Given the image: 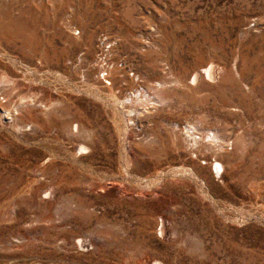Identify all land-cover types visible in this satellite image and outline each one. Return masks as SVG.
Segmentation results:
<instances>
[{"label":"rangeland","instance_id":"374dc122","mask_svg":"<svg viewBox=\"0 0 264 264\" xmlns=\"http://www.w3.org/2000/svg\"><path fill=\"white\" fill-rule=\"evenodd\" d=\"M0 264H264V0H0Z\"/></svg>","mask_w":264,"mask_h":264},{"label":"bare ground","instance_id":"6f19581e","mask_svg":"<svg viewBox=\"0 0 264 264\" xmlns=\"http://www.w3.org/2000/svg\"><path fill=\"white\" fill-rule=\"evenodd\" d=\"M106 38H103V40H105ZM105 42V41H104ZM103 42V43H104ZM111 69H109V71H110ZM203 71L205 72V74L206 75H208V76H211L212 74H213V68H212V66H210V67H208V68H204L203 69ZM109 74H111V72H109ZM149 96V95H148ZM140 99V98H139ZM192 129V128H191ZM212 133V136L211 135H209V136H211V143L212 142H217L218 141V136L217 135H215L213 132H211ZM194 135V134H193ZM193 135H192V138H193ZM189 136L191 137V135L189 134ZM195 136V135H194ZM191 138V139H192ZM193 140H194V138H193ZM194 142H196V139L194 140ZM218 143V142H217ZM206 163V162H205ZM215 164H216V172L218 173L219 171H220V173H222L223 172V167H222V165L219 163V162H214ZM213 172V171H212Z\"/></svg>","mask_w":264,"mask_h":264},{"label":"built area","instance_id":"2783aa9c","mask_svg":"<svg viewBox=\"0 0 264 264\" xmlns=\"http://www.w3.org/2000/svg\"><path fill=\"white\" fill-rule=\"evenodd\" d=\"M103 38H106V37H103ZM101 39H102V37H101ZM105 40H108L107 38L105 39ZM101 41H104V40H101ZM110 47V44H108V48ZM102 74L100 75V77L103 79V80H106L105 79V74H106V72L105 71H103V72H101Z\"/></svg>","mask_w":264,"mask_h":264}]
</instances>
